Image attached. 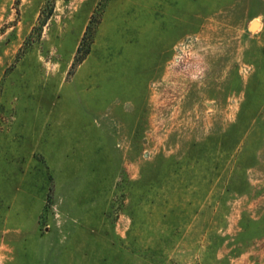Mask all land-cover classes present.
<instances>
[{
  "label": "rangeland",
  "instance_id": "rangeland-1",
  "mask_svg": "<svg viewBox=\"0 0 264 264\" xmlns=\"http://www.w3.org/2000/svg\"><path fill=\"white\" fill-rule=\"evenodd\" d=\"M0 264H264V0H0Z\"/></svg>",
  "mask_w": 264,
  "mask_h": 264
},
{
  "label": "trees",
  "instance_id": "trees-1",
  "mask_svg": "<svg viewBox=\"0 0 264 264\" xmlns=\"http://www.w3.org/2000/svg\"><path fill=\"white\" fill-rule=\"evenodd\" d=\"M92 22V20H90V23ZM90 28V25H88L87 27H86V30H85V32H84V35L82 36V41H84L85 40V38H86V35H87V31H88V29ZM81 49V46H79L78 48H77V53L79 54L80 53V50ZM85 53H86V51H85ZM82 59V58H81ZM80 58H76V61H80L81 60ZM74 64V63H73Z\"/></svg>",
  "mask_w": 264,
  "mask_h": 264
},
{
  "label": "water",
  "instance_id": "water-1",
  "mask_svg": "<svg viewBox=\"0 0 264 264\" xmlns=\"http://www.w3.org/2000/svg\"><path fill=\"white\" fill-rule=\"evenodd\" d=\"M256 26H257V22H252V23H251V27H252V28H255Z\"/></svg>",
  "mask_w": 264,
  "mask_h": 264
}]
</instances>
